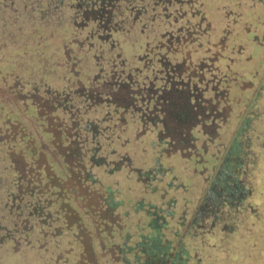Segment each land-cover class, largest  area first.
<instances>
[{"label":"trees","instance_id":"16d2710c","mask_svg":"<svg viewBox=\"0 0 264 264\" xmlns=\"http://www.w3.org/2000/svg\"><path fill=\"white\" fill-rule=\"evenodd\" d=\"M263 1L252 0L250 5L249 0L247 8L250 10L236 7L233 11L225 3L214 2L212 6L209 0H76L82 3L79 7L63 4V0L30 3L27 19L21 26L23 31L30 30L32 23H39L52 24L53 30L64 32L60 50H57L62 57V63L56 65L60 72L49 73L45 81L42 72L40 77L16 74L21 80L19 86L27 90L24 100L38 124H43L38 118L40 114L61 119V124L54 125L55 130L43 131L49 136L47 141L54 145L51 149L58 155L50 159L46 153L44 159L40 158L35 149L38 145L29 143V133L19 121L5 112L0 116L3 117L0 119V264H96L92 241L87 238L91 234L87 225L91 226V219L95 217L100 225L98 230L107 231L120 241L112 244L128 245L126 238L133 232L124 222L126 215L119 216L116 212L121 205L129 206L132 211L135 229L141 217L149 218L150 215L149 210L134 212L132 207L148 206L153 209L152 220L158 219L156 211L162 212L164 233L170 238L171 235L178 237L179 242H183L181 236L186 233L196 236L200 242L204 240L207 249L219 245L232 252L246 249L248 231L239 229L243 227L239 213L249 207L246 199L251 189L245 166L251 164L250 156L242 157L237 170L241 176L240 198L234 204L217 201L214 214L209 212V205L213 207L214 202L207 201L208 175L187 165V172L173 169L168 177L167 167L160 163L158 156L179 152L180 158L185 159L183 149L193 148L200 138L214 140L217 147L225 145L224 138L211 135L213 124L205 119L215 120L216 117L206 103L212 99L218 101L222 96L231 97L228 90L231 84L239 89L247 76L256 69L263 70ZM63 7L67 9L63 14L67 22L65 28L60 26L63 19L60 21L61 17H57ZM210 7L217 11L216 19H212V14L209 16ZM4 8L5 0H0V22ZM15 10L13 7L12 12ZM80 17L82 22L77 25ZM190 22L193 27L184 25ZM237 22L242 24L236 26ZM250 23L262 24L263 30H252ZM2 25L0 23V44L10 39L14 24ZM6 28L8 32L3 31ZM82 30L88 40L85 45L80 40L75 41V35ZM135 31L141 37L138 42L132 35ZM251 44L256 46L254 52ZM95 49L99 53H92ZM250 61L253 66L246 68L245 63ZM196 68L209 74V79L196 72L192 74ZM14 75L10 74L9 80ZM189 86H198L196 91L200 94L212 93L210 99H205L206 109L205 105L198 108L199 104L194 101H200V95ZM35 88L39 98L33 93ZM31 91L33 94L28 93ZM250 93L245 102L252 98V89ZM200 109L207 113L201 116ZM145 136L153 149L151 153L158 154L157 161L133 167L131 156L123 147L128 140L132 143L133 138ZM189 174L196 178L190 181L183 177ZM128 177L130 188L126 191ZM70 178L71 186L65 185ZM196 181L199 186L193 188L190 183ZM116 187L123 188L124 195L131 198L135 190L140 191L143 199L124 202L117 196L120 193L116 192ZM79 191L77 199L88 203L82 212L72 203L73 194ZM182 191H187L186 198ZM206 191L207 202L202 204ZM152 194L157 197L153 198ZM93 208L94 217L91 212L84 215L83 212ZM138 216H141L139 220ZM127 218L129 221L130 216ZM186 218L191 219L183 234L172 229L185 224ZM170 219L174 221L169 225ZM156 231L142 237L147 236L146 243L152 240L149 249L157 252L160 240L154 238ZM187 238L190 244L191 238ZM140 240L137 243L143 245ZM197 244L192 251L196 258L191 264L200 263ZM179 245L181 243L178 244L181 247ZM182 250L181 262L175 263L189 264L192 254L184 245ZM202 255L204 258L218 256L204 252Z\"/></svg>","mask_w":264,"mask_h":264},{"label":"rangeland","instance_id":"374dc122","mask_svg":"<svg viewBox=\"0 0 264 264\" xmlns=\"http://www.w3.org/2000/svg\"><path fill=\"white\" fill-rule=\"evenodd\" d=\"M35 1L38 0H12V2L5 0L6 8H4L5 10L3 20L0 22L1 26H3L2 24L14 25L10 30V39L0 44V110L2 111H0V116H3L2 114H4L5 112L9 117H13L17 121H19L20 126L25 129V132L29 133V143L35 146L38 145L39 148L35 149L40 155V158L44 159L46 156H44V154L47 153L50 156V159H55L58 153L55 149H51V147H53L54 145L47 141L49 139V136H46L43 131L47 132L48 130H55L54 125L61 124V119L59 118V116L55 115L45 117L40 114L38 118L43 122V124H38L39 122L37 121V118H34L32 116V111L30 109L31 107L28 108L27 102L24 100V98L27 97L25 94L27 90L25 89V87L19 86L21 81H19L18 78L19 73L21 75L31 74V76L40 77V74L42 72L44 74H41V76L45 81L49 76V73L60 72V68L56 65L59 62L62 63V57L57 52L58 49L60 50L59 44L61 43L62 39V30H53L52 26H50L52 24L40 25L39 23H32V27L27 31H23V28H21V26L24 25V21L27 19L25 15L29 9V4L35 3ZM209 1L211 2L210 4H212V6L214 2L215 4L218 3L219 5L225 3L229 6L231 11H233L236 7L240 10L242 7L247 8V6H249V0H213L214 2H212L211 0ZM66 2L67 4H73L75 7H79L82 5V3L76 2V0L73 2L72 0H63V4ZM251 2L252 0H250V5ZM84 3H86V1H84ZM243 3H245L246 5L244 4V6H242ZM23 4H27L26 7H24L25 9L22 8ZM174 6L175 5H173L171 9ZM13 7L16 9V12H12ZM184 7L189 11L187 5H185ZM247 10H250L249 7L247 8ZM66 12L67 9L63 7L60 10L59 15L57 16L61 17L59 19L60 21L63 19L61 21L62 25L60 23V26L62 28H65L67 24V22H65V16L63 15ZM209 12V16L212 14V19H216L217 11L213 7H210ZM243 17L245 18V16ZM81 22L82 19L80 17L77 19L76 24L80 25ZM241 24L242 23L237 22L235 25L239 26ZM91 25L92 23H90V26ZM184 25L187 27H193V22ZM250 25L252 30L254 31L263 30L262 24L250 23ZM18 28H21V31L19 30V32H17L16 29ZM3 31L8 32V29L6 28V30ZM247 34H250V32H247ZM84 35V30L79 31V33L75 35V41L77 42L80 40L83 42L82 45H85L88 40H85ZM132 35L135 37L136 42L141 39L136 31L133 32ZM94 45H96V43H94ZM63 47L65 49L66 45H64ZM250 48L252 52H254L256 46L251 44ZM257 50L258 49H256V51ZM92 53H99V50L95 49L92 51ZM262 53L263 51H261L260 54ZM101 55V59L104 58L103 52H101ZM262 58L263 63L261 62V64L264 65V56ZM251 62L252 61H250L249 63H245L246 68L253 66ZM237 69L239 68L235 67V70ZM239 71L242 73L241 69ZM195 72L198 75H203L204 79H209L210 77L209 74L200 72V70H197V68L194 69V72L192 71V74ZM12 73H14L15 75L12 76V79L9 80V75ZM192 81H195V79L193 78ZM245 81L248 83L244 81L241 82L239 85V89H237L238 87L233 84L230 85L228 90L231 97L226 98L222 96V98L220 97L218 101L212 99L210 100V102L207 99H210L212 97L211 92L200 94L198 93V91H196V89L199 90V88H197L198 86H189L190 88H194L198 96L200 95V101L196 99L194 101L197 105L199 104L198 108H202V105H205L206 109V104H208L207 107H209V109H212L213 112L215 111V120L213 118L212 120L206 118L205 121L212 122L213 124V131L211 133L212 136L224 138L225 145L222 146V148L217 147V143L214 142V140L209 141L205 140L204 138H200L193 148L183 149L182 153L183 155H185V159L180 158V156L178 155L179 152L169 155L161 153V155L158 156L157 154V156L160 163L164 167H167L168 177L171 176L170 174L173 169L178 171L179 173H182V171L187 172V165L191 167L193 165L197 168L196 171H200V174L204 176L208 175L206 177V182L208 185L207 190L215 188L216 192L219 193V196L216 197L218 198L219 202L224 201L230 202L231 204L236 203V201L242 194V188L240 187L239 181V178L241 176L237 172V170H239L242 157L247 155L250 156L251 164L249 163L245 166L248 171L247 179H249L250 181L248 185L251 189V194L246 199V203L249 204V207L239 213L240 215H242L240 216L241 218H239V222H241L243 225V227L239 229L242 230V228H245L248 231L245 236L246 243L244 248L246 249H243L244 251L238 250L232 252V249H225L224 246L221 245L207 249L204 240L200 242L196 236H192L186 233L183 234L185 226L190 224L189 220L191 218H186V223L182 224L181 226H171L172 229H178L180 231L179 234H183L181 237L184 240L183 242H179L178 237L176 238L171 235V238L174 237V240L171 244L168 245L167 242L171 241V238L169 235L164 233V229L162 228V212L156 211L155 217L158 215L156 217L158 219L152 220L151 218L154 217L153 209H151L150 207H132V210L134 212L138 209H141L144 213L146 210H149L148 214L150 215L149 218H147L148 216H145V218L138 216L137 219L139 220L140 217L141 219L139 220L135 229L133 226V222L131 221L133 213L130 210L129 206L126 207L124 205H118L119 207L117 206L118 208L116 209V212L119 216L126 215L124 216V222L125 224H128L129 231L133 232V235L126 238V240L128 241V245L123 244L124 246L121 245L122 247L120 245L117 246L112 244L114 242L119 243L120 241L118 242V240H116V237H112L109 232L103 231L102 229L98 230L100 225L96 223V219L93 214L95 208L89 210L88 212H83L84 215L91 212L94 217V219H91V226L89 224L87 225L89 232H91V234L87 238L89 241H92L91 246L92 251L94 252L93 257L96 259V264H117V262L120 261H122V264H171L172 260L174 261L173 264H176L175 261L181 262L182 260L181 255H179L181 254L182 245H184L185 249H187L188 252L192 254V257L188 259L189 264H191L196 258L195 256H193L194 253H192V251L195 249L194 244L196 242L198 243L197 253L199 255L197 257L200 260L199 264H264V68L263 70L256 69V72L251 74V76H247L245 78ZM249 83H251V85H248ZM198 85L202 86L203 83H198ZM34 86L31 88L33 89ZM36 86L38 87L39 84H36ZM250 89H252L253 91L252 98L245 102V99H247L248 96L251 95ZM37 90L38 89L35 88L33 90V93L37 98H39V92H37ZM28 93L33 94L32 91ZM232 95H236L238 98L233 97ZM201 97L203 98L201 99ZM205 99L208 103H206ZM37 102H40V100H37ZM210 105H212V107ZM198 113H200L202 116L203 114L207 113V111H205L204 109H200ZM57 117L59 119H57ZM0 119L2 120L3 117H0ZM45 119H47V121H45ZM193 131L195 133V130ZM204 131H207V128L204 129ZM196 135H198V133ZM128 137L130 138L129 134ZM147 139L148 136L142 138H133L132 143L131 140H128L129 143L123 147L131 156V166L142 167L144 165H152L157 161L156 154L151 153L153 152V149L150 148L151 144ZM119 149L122 150L121 148ZM183 163L185 164L183 165ZM189 175H183V177L190 181L191 179L196 178L195 175ZM127 180V186L124 187V190L126 191L128 190V188H130L129 182L131 179L129 180L128 177ZM71 181L72 178L66 180L65 185H70ZM245 182L247 184L246 178ZM190 185H192L193 188L196 187V185L199 186V181L190 183ZM227 185L233 187L234 191L238 190L237 193L240 195L238 199H236L235 197V192H228L226 197L225 195H223L221 187H226ZM184 189L185 188H183V190ZM116 192L120 193L117 194V196H119V198L124 202H131V199L135 200V198L143 199V193L140 191H134V198H131L130 195H124L123 188L116 187ZM78 193H80V191L73 194L72 203L76 206L78 211L82 212L83 208L86 207L88 203L83 199H77V197L79 196ZM186 194L187 191H182L183 197L186 198L188 196ZM206 195L207 191L203 193V197L201 199L202 204L203 202L204 204H206L207 202ZM145 197L148 200H151L149 196L147 197V195H145ZM152 197L155 198L157 197V195L152 194ZM212 206L213 207L209 205V212L213 213L216 205L212 204ZM203 212L204 211H202V213ZM136 214L134 216H136ZM129 216L130 220L128 221L127 217ZM237 216L238 215H236L235 218ZM171 220L173 219L168 220L169 225L170 222H172ZM152 228H154V230ZM155 229L157 230V234L154 235V238H159L160 240V251L158 250L157 252L155 250L151 251L149 249L153 241L149 240V243H146L147 236L142 237V235L154 233ZM225 229L230 228L225 227ZM161 232L162 235H160ZM187 237L191 238L190 244ZM140 239H142V242H144L143 245H139L137 243V241H141ZM135 242L137 243L135 246H129L133 245ZM179 243H181V245H179L181 247H178ZM177 250L179 253L177 252ZM202 252L210 253L211 255L213 253V256L215 255V253H217L218 256L215 258L212 256L204 258ZM224 254H228L229 256H226L224 258Z\"/></svg>","mask_w":264,"mask_h":264},{"label":"flooded vegetation","instance_id":"af4514ba","mask_svg":"<svg viewBox=\"0 0 264 264\" xmlns=\"http://www.w3.org/2000/svg\"><path fill=\"white\" fill-rule=\"evenodd\" d=\"M222 188V191H223V195H225V197H226V195H227V193L228 192H235L234 194H235V197L238 199L239 198V194L237 193L238 192V190L236 191H234V189H233V187H231V186H229V185H227L226 187H221ZM216 190H215V188H212L211 189V191H209L208 190V199H207V201L208 202H214L213 204H215L216 205V201H219L216 197H218L219 196V193H217V192H215ZM217 199V200H216Z\"/></svg>","mask_w":264,"mask_h":264}]
</instances>
